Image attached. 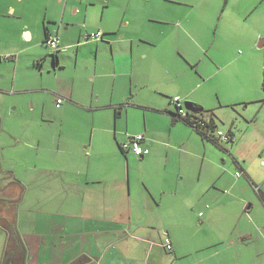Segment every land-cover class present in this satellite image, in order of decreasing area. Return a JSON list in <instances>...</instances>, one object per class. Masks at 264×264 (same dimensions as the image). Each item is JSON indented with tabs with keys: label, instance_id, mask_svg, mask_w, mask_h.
<instances>
[{
	"label": "rangeland",
	"instance_id": "rangeland-1",
	"mask_svg": "<svg viewBox=\"0 0 264 264\" xmlns=\"http://www.w3.org/2000/svg\"><path fill=\"white\" fill-rule=\"evenodd\" d=\"M62 1L67 5L66 17L62 21L61 32H58L59 39H63V42H72L77 40L79 35L94 32L97 29L111 30L109 32H112V35L128 34L132 36L137 35L140 30L143 33L148 26H152L156 27L160 33L161 27L158 23L144 22L148 16V10L159 3L169 5L170 10L178 12L179 15L171 17V20L181 16L182 24L170 33L173 37H178L181 44L185 45L183 41L188 37H191L195 44L198 42L202 44V39H207L208 56L203 59L204 61L199 67V71L205 75L202 78L205 81L202 82L201 88L205 98V109L215 108L214 116L217 128L222 132L231 129L236 140L234 144L225 145L229 153L211 146L212 144H208L207 149H204L202 139L193 130L194 133H188V130L183 126L172 127L174 142L167 143V146L173 150L171 155L173 162L170 167L171 185L175 186V179L183 180V182L178 194L180 198L170 209L174 212H169L170 215L166 214L165 219L169 218L168 222L172 224L186 223L185 227L190 226V223L201 226L200 220H202V233H207L204 236L206 240L219 237L228 241L229 238L254 232L252 229L255 223L252 219L254 218L258 222L259 220L264 221V208L261 207L259 199L264 193V90L262 88L264 47L258 46L260 40H264V0ZM109 32H104L105 37H109ZM62 35H65V38H62ZM182 48L180 46L181 52L186 54ZM46 50L48 51L47 58L50 59L49 56L53 58V53ZM177 50L175 47L171 48L173 53H176ZM0 53L4 54L1 50ZM77 54V47L73 50L62 51L63 58L60 63L65 66L63 69H67L64 74H71L73 77L74 88L86 95L83 98L75 95L74 100L84 103L90 101L89 103H91L93 101L91 94L94 96L106 94L109 85L106 84V79L98 80L96 78L94 83L97 91L93 90L94 84L90 77V71L95 64V49L89 46L81 47L79 57ZM37 56L19 51V63L5 67L6 74L9 75V87L13 86V74L17 73L14 81L15 88L32 87L37 90L29 89L31 91L0 96L3 101V104L0 103L1 169L5 171L13 169L20 177L24 176L23 173L26 170H29L30 174H35L40 168V158L44 148V143H39V137L41 135L48 137L52 133L62 135L64 147L78 151L75 161L79 164H83L88 158L85 153L89 152L93 146V143L92 145L91 142L89 143L91 137L93 142L99 140V149L104 152L103 158L97 163L99 166L113 169L117 163L126 164V160L121 156L123 154L117 146L118 140L116 141L114 136L107 131L113 125H111L112 118L106 115L105 110H96L97 113L90 112L71 106L69 102H67V105H70L67 110L65 108L66 101L63 99L60 105L56 106L57 103L53 95L43 91L42 88H52L56 83L63 81L58 80V77L62 78V71H56L54 66L57 63L53 64L49 60L43 66L45 72H42L41 64L36 59ZM179 57L177 56L179 64L173 63V70L182 76L170 83L174 88L178 86L194 88L199 72L193 68L189 69L190 62L187 57L182 55ZM46 68L50 70V74L47 73ZM99 68H97V72L101 70ZM159 72L167 75L163 69H160ZM108 84L111 82L109 81ZM149 85L150 87L143 91L149 96V99L156 100V103L153 102L154 104L160 106L162 102L167 101L159 92L155 93V90H152V88H156V83L152 81ZM198 89L195 87L196 91ZM180 98L183 105L188 102L183 97ZM168 101L171 102V99ZM99 102L102 104L103 100ZM170 102L169 108L172 110L169 112L175 113L176 108ZM167 105L168 103H166ZM168 115L162 109L157 111L148 106L130 110L129 122L124 118L118 120L122 124L118 127L117 133L124 135L122 138L124 141H121L120 144L127 143L130 134L137 132L135 130L145 123L149 129L151 127L156 133H159L161 138L167 137L171 132V125L168 121L172 120V116ZM6 132L12 134L13 139H10ZM107 137L110 139L109 144L106 141ZM165 142H167L166 139ZM95 149L97 151V148ZM234 149L240 157H235ZM70 157L69 154V158L65 159V157L64 160L69 161ZM127 157L132 164L137 160L140 162L139 157L129 150ZM141 165V170L128 165V171L133 176L137 175L142 178V168H145V165ZM4 177L5 174L0 171V183L6 185L7 181ZM213 181L212 188L207 190ZM133 185L139 187L137 191L146 201L145 188L142 184L139 183L136 186L133 183ZM49 192L48 187L43 188L42 185L35 182L29 188L32 201L30 202L26 198L18 207L20 215L16 222L22 233L30 234L25 239L30 240L31 246L33 244L32 252L28 251L29 247L19 248V243L14 238L15 228L10 229L11 226L7 224L8 222L13 224V221L0 219L1 225L7 229H2L0 226V264L9 252L16 259L22 257L23 263L26 264H28L27 258L29 264H61L68 251L73 253L70 247L66 248L68 251L60 248L55 254L53 241L56 238L51 236L47 240L45 235V233L49 234L53 213L56 212L54 202L49 200L53 199L54 193ZM38 198L44 199L46 202L39 205ZM181 198L182 200H180ZM3 202L6 200L0 199V205ZM164 205L167 206L165 201ZM3 206L6 204L3 203ZM207 206L209 208H206ZM247 206H251V213L245 209ZM10 207L13 210L11 205ZM214 208L215 210L208 217L207 212ZM30 209L31 211H29ZM183 211L185 214L188 212L185 220H181L180 217ZM199 212L204 213L202 218L198 217ZM22 228H25L26 232ZM182 229L183 232L186 230L191 232V227ZM9 233L13 237L9 239L11 241L9 249L4 252L5 241ZM191 233L194 234V232ZM37 234H44L42 236L44 238L41 239ZM253 236L259 240L256 232L253 233ZM64 238L71 240L70 236ZM39 241L48 247L39 246ZM257 245L263 246L262 241L256 242L248 251H254L257 249ZM190 246L194 247L192 244ZM239 249L242 254L247 251L243 246H239ZM66 263L67 261L63 264Z\"/></svg>",
	"mask_w": 264,
	"mask_h": 264
},
{
	"label": "crops",
	"instance_id": "crops-1",
	"mask_svg": "<svg viewBox=\"0 0 264 264\" xmlns=\"http://www.w3.org/2000/svg\"><path fill=\"white\" fill-rule=\"evenodd\" d=\"M66 8L67 5L63 4L62 0H0V50L4 53H0V96L37 90L32 87L15 88L14 81L17 73L13 74V86L9 87L8 85L9 75L6 74L5 67L19 63V51L21 53L29 52L30 55H38L36 59L41 64L42 72H45L43 66L49 60L53 64L57 63L54 66L56 71H62V78L58 77V80L63 81L56 83L52 88L46 87L42 90L51 93L55 102L57 98L66 101L65 108L67 110L70 106L67 105V102L71 103V106L90 112L97 113L96 110H105L106 115L112 118L111 125L113 124L107 131L114 136L116 141L118 140V147L120 142L124 141L122 139L124 135L117 133L118 127L122 124L118 120L124 118L128 121L130 110L147 106L157 111L162 109L163 112L169 114L168 116H172V120L168 121L171 125V132L167 137L161 138L159 133H156L151 127L149 129L145 123L135 130L137 132L131 133L130 137L142 134L144 140L141 145L147 148L149 153L144 157H139L140 162L139 160L132 161L134 163L132 164L128 160L127 152L121 151L124 155L121 156L125 158L126 164L117 163L113 169L97 164L104 155V152L99 149V140L93 142L91 137L89 143L91 142V145L93 143L92 151L86 152L85 155L88 157L86 162L79 164L75 161L78 151L64 147L62 135L53 133L48 137L41 135L39 143L43 142L44 148L40 158V168L35 174H30L31 172L26 170L23 173L24 176L20 177L13 169L5 171L0 167V171L5 174L4 179L7 181L6 185L0 183V199L6 200L3 202L6 206H3V203L2 206L0 205V219L13 221L15 226L13 229H17L26 247H29L28 251L32 252L33 244L31 246L30 240L25 239L30 234L20 231L16 219L20 215L19 204L26 198L30 202L32 201L29 188L38 182L43 188L48 187L49 193H54L53 199L49 200L54 202L56 212L53 213L49 234L45 233L47 240L51 236L56 238L53 241L55 254L60 248L69 249L71 247L73 251L71 253L66 249L68 253L62 259L61 264L66 261L68 264L79 255L87 256L88 264H264V221L259 220L258 222L254 218L252 219L255 223L252 230L257 233L259 240L253 236L254 232H247L242 233L243 235L240 237L229 238L226 241L219 237L206 240L204 236L207 233H202V220H200L201 226L190 223L188 227H191V232H194L192 234L189 230L183 232V227L184 229L188 228L185 227L186 223L172 224L168 222L169 218L165 219L166 214L170 215L174 212L170 209L180 198L178 194L183 182V180L175 179V186L171 185L170 167L173 162L171 158L173 150L167 146V143L173 141L172 127L183 126L188 130V133L195 132L202 139L204 149H207L208 144H212L190 126L176 121L172 112H169L172 108H169L170 101H168L174 96H179L205 109V98L201 89L202 82L205 81L202 78L205 75L199 71V67L204 61L203 59L208 56L207 39H202V44L199 42L195 44L193 39L188 37L183 41L185 45L181 44L178 37L170 35L171 31L179 28L182 24L181 16L171 20V17L179 15L178 12L170 10L169 5L159 3L148 10V16L144 22L158 23L161 27L160 33L156 27L152 26H148L143 33L140 30L137 35L132 36L128 34L112 35V32H109L111 30L97 29L94 32H103V37L100 39L88 40L86 38L88 32H86L85 35H79L77 40L63 42V39H59L58 32H61L62 21L66 17ZM46 27L59 39V50L55 53L57 58L50 56V59L47 58L48 51L46 49L48 48L44 44ZM104 32L110 33L108 38L105 37ZM62 38H65V35H62ZM86 46L96 50L95 64L90 71V77L94 84L93 90L97 91L94 83L96 78L98 80L106 79V84L109 85L106 94H97L96 96L91 94L93 98L91 103H89L90 101L84 103L74 100L75 95L79 98L86 95L74 88L73 77L71 74H64L67 69H63L65 66L60 63L63 58L62 51L73 50L77 47V57H79L80 48ZM180 46L183 47L186 54L181 52ZM174 47L176 50L178 49L176 53L171 51V48L174 49ZM48 50L50 51V49ZM50 52L52 53V51ZM179 55L187 57L190 62L189 69L193 68L199 72L194 88L192 86L174 88L170 83L182 76L173 70V63L179 64L177 58ZM47 68V73L50 74V70ZM97 68L101 70L97 72ZM160 69L165 70L167 75L159 72ZM109 81L111 84H108ZM152 81L156 83V88H152V90H155V93L159 92L167 100L160 106L154 104L153 102L156 103V100L149 99V96L143 91L150 87L149 84ZM195 87L199 88L198 91L195 90ZM100 100H103L102 104L99 102ZM0 103L3 104L1 98ZM166 103H168L167 106ZM214 110L215 108H210V111L215 115ZM208 113L204 114L206 120L211 115ZM213 117L216 120L215 116ZM6 135L10 139L14 137L8 132ZM106 141L107 144L110 143L109 137L106 138ZM211 146L218 148L214 144ZM234 151L235 157H240ZM69 154L71 155L70 160H64L65 157V159L69 158ZM141 164L145 165V168H142V178L130 174L128 171L130 165L141 170ZM133 183L136 186L141 183L145 188L146 201L137 191L139 187H135ZM213 184L214 181L207 190L212 188ZM262 195L264 197V193ZM259 199L261 207L264 208V201L260 197ZM37 200L39 205L46 202L44 199L38 198ZM164 201L167 206L164 205ZM10 205L13 210L10 209ZM248 207L245 209L251 213V206ZM214 210L215 208L208 211L207 216L209 217ZM187 215L188 212L185 214L183 211L180 214L181 220L187 219ZM203 216L204 213L199 212L198 217L202 218ZM22 229L26 232L25 228ZM37 236H40L41 239L44 238L42 237L44 234H37ZM65 236H70L71 240L64 238ZM165 237H169L172 251L166 250ZM259 241H262L263 246L257 245V249L248 251L252 245ZM38 244L48 247L41 241ZM190 244L194 247H191ZM239 246L247 249L245 254L240 253ZM27 263L29 264L28 258Z\"/></svg>",
	"mask_w": 264,
	"mask_h": 264
},
{
	"label": "trees",
	"instance_id": "trees-1",
	"mask_svg": "<svg viewBox=\"0 0 264 264\" xmlns=\"http://www.w3.org/2000/svg\"><path fill=\"white\" fill-rule=\"evenodd\" d=\"M49 33H51L48 29V27H46V35H48ZM45 35V36H46ZM262 88L264 90V66H263V83H262ZM191 106V110L187 111L186 115L182 116L179 115L178 113H172L175 117L176 121H181L183 123H185L186 125L190 126L192 129H194L201 137L207 139L208 141H210L212 144H214L216 147H218L220 150H223L224 152H228L229 150L227 148H225L226 144H234L235 143V135L233 133V131L231 129H229L227 132H224L226 134V139L222 138L221 136H219L217 134L218 131H220L217 128V123L216 120L214 119V113L210 110H205L202 107H200L199 105L195 104V103H190ZM205 112H209L211 113L210 118L209 119H205L204 118V113ZM124 144H120V150L123 153H128V150L125 149L123 147ZM259 193V192H258ZM261 198L264 201V197L261 194ZM1 221H0V226L1 228H4L1 225ZM11 226L8 225V227L10 229H13V227H15L13 224H10L9 222L7 223ZM7 230V229H5ZM16 235H15V240L19 243V248L21 249L22 247H26L21 235L18 234L17 229H15ZM13 236L11 235V233H9L7 235V239L5 241V247H4V252H6V250L9 249L10 247V243L11 241L9 239H11ZM89 262V258L86 257L85 255H81L75 259H73L72 261H70L68 264H88Z\"/></svg>",
	"mask_w": 264,
	"mask_h": 264
},
{
	"label": "built area",
	"instance_id": "built-area-1",
	"mask_svg": "<svg viewBox=\"0 0 264 264\" xmlns=\"http://www.w3.org/2000/svg\"><path fill=\"white\" fill-rule=\"evenodd\" d=\"M103 37V32L102 31H97L93 33H89L86 35L87 39H100ZM45 46L52 51L53 54H55L59 50V39L57 38L56 35L49 33L45 37L44 41ZM62 99L57 98L56 103L57 106L60 105ZM171 103L175 106L176 112L179 115H186L187 111H190L186 109L185 105H183L182 100L180 97L175 96L171 98ZM217 134L221 136L222 138L226 139V134L222 131H218ZM144 140V136L142 134H138L135 136H132L129 138V141L123 145V147L129 151H131L135 156L138 157H144L149 153V150L141 145L142 141ZM202 215V213H200ZM164 246L167 251H172V245L169 237L164 238Z\"/></svg>",
	"mask_w": 264,
	"mask_h": 264
},
{
	"label": "flooded vegetation",
	"instance_id": "flooded-vegetation-1",
	"mask_svg": "<svg viewBox=\"0 0 264 264\" xmlns=\"http://www.w3.org/2000/svg\"><path fill=\"white\" fill-rule=\"evenodd\" d=\"M88 40H92V39H88ZM53 55H54V58H57V56H55V54H53ZM2 260L3 261H1V264H26V263H23L24 261H23L22 257H21V259H16L12 256V254L10 252Z\"/></svg>",
	"mask_w": 264,
	"mask_h": 264
},
{
	"label": "water",
	"instance_id": "water-1",
	"mask_svg": "<svg viewBox=\"0 0 264 264\" xmlns=\"http://www.w3.org/2000/svg\"><path fill=\"white\" fill-rule=\"evenodd\" d=\"M258 46L260 48L264 47V40H260ZM185 107H186V109L190 110L191 109L190 102H185Z\"/></svg>",
	"mask_w": 264,
	"mask_h": 264
}]
</instances>
